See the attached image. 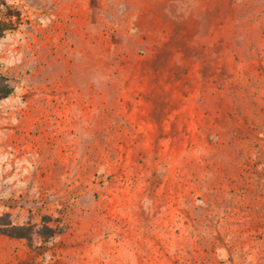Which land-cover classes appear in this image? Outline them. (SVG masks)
<instances>
[{
	"label": "rangeland",
	"instance_id": "rangeland-1",
	"mask_svg": "<svg viewBox=\"0 0 264 264\" xmlns=\"http://www.w3.org/2000/svg\"><path fill=\"white\" fill-rule=\"evenodd\" d=\"M0 19V264H264V0Z\"/></svg>",
	"mask_w": 264,
	"mask_h": 264
},
{
	"label": "trees",
	"instance_id": "trees-1",
	"mask_svg": "<svg viewBox=\"0 0 264 264\" xmlns=\"http://www.w3.org/2000/svg\"><path fill=\"white\" fill-rule=\"evenodd\" d=\"M13 29V25L9 20H1L0 19V39H2L7 31ZM14 89L9 84L8 80L2 76H0V101L8 98L12 95ZM47 231L49 228H45ZM0 235H7L16 238H25L28 239L27 233L24 231V228L15 227L9 224L8 221L3 222V218L0 217Z\"/></svg>",
	"mask_w": 264,
	"mask_h": 264
}]
</instances>
